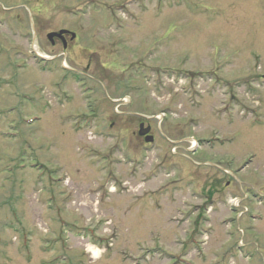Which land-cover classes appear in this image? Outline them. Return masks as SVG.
Here are the masks:
<instances>
[{"label": "rangeland", "instance_id": "374dc122", "mask_svg": "<svg viewBox=\"0 0 264 264\" xmlns=\"http://www.w3.org/2000/svg\"><path fill=\"white\" fill-rule=\"evenodd\" d=\"M13 1L0 264H264V0Z\"/></svg>", "mask_w": 264, "mask_h": 264}, {"label": "flooded vegetation", "instance_id": "af4514ba", "mask_svg": "<svg viewBox=\"0 0 264 264\" xmlns=\"http://www.w3.org/2000/svg\"><path fill=\"white\" fill-rule=\"evenodd\" d=\"M18 1H13V3L19 5ZM22 1L23 2L20 4L22 6H27V5L29 6L30 4H42L43 3L39 0H22ZM14 9H16V8H12L11 10H14ZM29 12H27V16L25 18L20 17V15L18 13H15L13 15V17L15 18L14 19L15 23H16L17 18H18L17 21L19 22V20H20L23 22V24L25 23V21L29 22L27 35L22 34V36L25 39H27L28 41H32V40L34 41V39L37 38V34H38L37 32L39 29V30H41L42 33H43V31L45 32L47 38L48 37L50 38L49 42H50V45L52 47L60 46L62 48V53L69 52V50L72 47H74V46H72V44L77 39V35L75 32L70 31L66 28H60L58 30H49V28H47V24H46V21H48V19L44 18L45 15H41V18L37 19L32 8H30ZM27 17H28V19H27ZM15 23L12 25H9L6 23L7 24L6 27L9 26L13 32H16V31H18L19 26ZM63 30H67L68 32L61 33V31H63ZM52 33H55V35L50 37L49 35ZM89 70L90 69H88L87 71H89ZM93 74L92 75L89 74V77L93 76Z\"/></svg>", "mask_w": 264, "mask_h": 264}, {"label": "water", "instance_id": "95a60500", "mask_svg": "<svg viewBox=\"0 0 264 264\" xmlns=\"http://www.w3.org/2000/svg\"><path fill=\"white\" fill-rule=\"evenodd\" d=\"M66 33L67 31L66 30H64V31H61V33ZM60 34V33H59ZM53 35H55V33H52V34H50L49 36L50 37H52ZM149 131H150V127H148V128H144L143 127V124L141 125V131L139 132L140 133V136H145L147 133H149ZM146 140L148 141V142H150V141H153V138L152 137H147L146 138Z\"/></svg>", "mask_w": 264, "mask_h": 264}]
</instances>
